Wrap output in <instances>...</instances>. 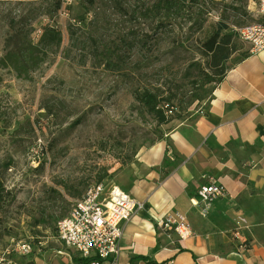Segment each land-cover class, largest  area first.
Wrapping results in <instances>:
<instances>
[{"label": "rangeland", "instance_id": "374dc122", "mask_svg": "<svg viewBox=\"0 0 264 264\" xmlns=\"http://www.w3.org/2000/svg\"><path fill=\"white\" fill-rule=\"evenodd\" d=\"M57 1L0 0V58L15 24L34 42L47 25L63 32L28 77L0 65V252L12 240L34 249L10 252L11 264H79L57 221L99 175L125 188L140 150L197 114L212 87L202 84L201 43L219 23L234 33L237 60L250 47L238 30L259 19L258 0H204L193 20L163 24L145 12L157 0H61L56 10ZM146 90L171 99L168 124L137 100Z\"/></svg>", "mask_w": 264, "mask_h": 264}, {"label": "crops", "instance_id": "0c3cea01", "mask_svg": "<svg viewBox=\"0 0 264 264\" xmlns=\"http://www.w3.org/2000/svg\"><path fill=\"white\" fill-rule=\"evenodd\" d=\"M230 65L196 117L138 153L122 188L144 207L124 224L119 264H264V50ZM210 177L227 194L202 216L191 199ZM174 211L187 214L194 236L159 226ZM243 216L248 223L237 225Z\"/></svg>", "mask_w": 264, "mask_h": 264}, {"label": "built area", "instance_id": "2783aa9c", "mask_svg": "<svg viewBox=\"0 0 264 264\" xmlns=\"http://www.w3.org/2000/svg\"><path fill=\"white\" fill-rule=\"evenodd\" d=\"M70 4L72 0H64ZM259 19L242 26L238 31L240 37L250 44L251 52L264 50V0H258ZM63 12V11H62ZM172 113V110H168ZM172 155V147L168 146ZM227 194L226 187L214 177L199 187L191 199L202 216H207L213 203ZM144 207V202L125 191L115 181L96 183L90 186L78 199L67 214L56 224L58 239L69 249L74 250L84 259L86 264H119L120 241L124 232V224L137 210ZM246 220L240 218L237 225ZM157 222L161 228L176 234L180 239L194 236V229L186 213L174 211L159 217ZM236 236H239L237 227ZM246 250L247 241L239 246ZM30 241L12 240V243L0 252V264H11L8 254L20 252L28 255L33 252ZM160 264H175L168 259Z\"/></svg>", "mask_w": 264, "mask_h": 264}, {"label": "trees", "instance_id": "16d2710c", "mask_svg": "<svg viewBox=\"0 0 264 264\" xmlns=\"http://www.w3.org/2000/svg\"><path fill=\"white\" fill-rule=\"evenodd\" d=\"M243 1V0H234ZM204 0H157L153 5L146 9V14L151 18L158 19L159 24L176 22L182 18H189L193 20L192 13L194 8H198V11H203ZM62 6L61 0L56 3V10ZM233 8L235 5H231ZM61 10V9H59ZM192 15V16H190ZM206 17H201L195 21L197 28L201 29L206 22ZM218 29L212 31L201 43V53L205 58L206 66L203 72L202 84L212 87L209 92V96L205 99L204 104H207L212 96L214 87L222 82L230 64H236L240 60L246 58L249 55V48H245V53L241 55L237 60H233L232 56L238 51V46L234 40L233 31H224L226 25L219 23ZM32 30L28 29L24 25H13V33L8 36L6 44L8 47L7 53L0 58V65L3 67H11L18 76L28 77L32 71L38 68L42 62L45 61L50 52L55 47H58L63 42V32L58 26L47 25L43 28V32L37 42H34L31 38ZM198 83V81H195ZM137 100L141 102L147 109L155 114L160 125L168 124L175 112V107L166 99L161 101L160 97L149 90L143 92H137ZM197 99H203L201 96H197ZM202 106V107H203ZM172 110V113H168V110ZM196 117V115H195ZM110 176L108 173L99 175L97 183H103L105 179ZM4 185L0 181V206L4 199ZM90 259H84L80 257L79 264H86Z\"/></svg>", "mask_w": 264, "mask_h": 264}]
</instances>
